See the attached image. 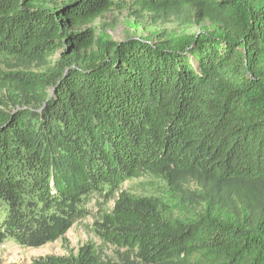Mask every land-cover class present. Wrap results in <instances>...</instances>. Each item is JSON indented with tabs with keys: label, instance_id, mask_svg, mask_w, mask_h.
Masks as SVG:
<instances>
[{
	"label": "trees",
	"instance_id": "trees-1",
	"mask_svg": "<svg viewBox=\"0 0 264 264\" xmlns=\"http://www.w3.org/2000/svg\"><path fill=\"white\" fill-rule=\"evenodd\" d=\"M114 6L209 28L96 36ZM94 196L113 257L31 264H264V0H0V244L57 240Z\"/></svg>",
	"mask_w": 264,
	"mask_h": 264
},
{
	"label": "rangeland",
	"instance_id": "rangeland-1",
	"mask_svg": "<svg viewBox=\"0 0 264 264\" xmlns=\"http://www.w3.org/2000/svg\"><path fill=\"white\" fill-rule=\"evenodd\" d=\"M116 3L119 4V2ZM89 26L92 27L96 36L103 34L111 40L119 41L127 38L159 40L167 33H198L206 31L209 28V23L195 18L187 21L183 16L180 18L171 16L164 20H157L146 15L139 17L126 9L114 6L112 10L95 19ZM143 180L141 178L125 182L122 188H132ZM98 201L100 200L97 196H94L86 205L90 211L89 215L75 222L62 237L53 242L39 247H24L17 244L13 239L5 240L0 244V262L2 264H31L33 259L40 256L75 254L78 247L87 242L95 244L103 258H112L114 255L113 248L103 245L92 231V222L97 215ZM112 203V200L109 201L108 206H111Z\"/></svg>",
	"mask_w": 264,
	"mask_h": 264
}]
</instances>
